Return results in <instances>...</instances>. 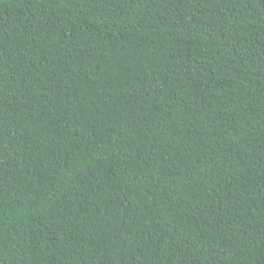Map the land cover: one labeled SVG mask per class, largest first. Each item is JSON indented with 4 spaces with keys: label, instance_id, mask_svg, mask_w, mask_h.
Instances as JSON below:
<instances>
[{
    "label": "trees",
    "instance_id": "obj_1",
    "mask_svg": "<svg viewBox=\"0 0 264 264\" xmlns=\"http://www.w3.org/2000/svg\"><path fill=\"white\" fill-rule=\"evenodd\" d=\"M0 264H264V0H0Z\"/></svg>",
    "mask_w": 264,
    "mask_h": 264
}]
</instances>
